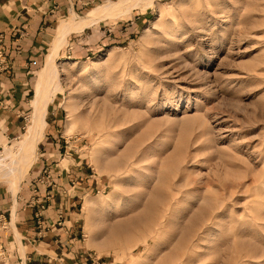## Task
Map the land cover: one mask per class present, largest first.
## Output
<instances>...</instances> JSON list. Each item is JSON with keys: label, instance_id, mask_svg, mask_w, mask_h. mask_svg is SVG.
<instances>
[{"label": "rangeland", "instance_id": "rangeland-1", "mask_svg": "<svg viewBox=\"0 0 264 264\" xmlns=\"http://www.w3.org/2000/svg\"><path fill=\"white\" fill-rule=\"evenodd\" d=\"M118 1L0 0L5 163L33 132L60 21ZM109 15L60 48L36 159L17 180L19 202L62 201L56 224L72 237L53 263L264 264V0H133Z\"/></svg>", "mask_w": 264, "mask_h": 264}, {"label": "crops", "instance_id": "crops-1", "mask_svg": "<svg viewBox=\"0 0 264 264\" xmlns=\"http://www.w3.org/2000/svg\"><path fill=\"white\" fill-rule=\"evenodd\" d=\"M26 33H30V31L27 30ZM23 41V45L26 47L25 43H28L29 36L24 37ZM8 94H10V91L4 89L0 96ZM18 190L17 188V191ZM40 194L42 196L38 197L37 200L34 197L32 198V194H30L26 200L19 202L17 195L15 196L12 191L11 200L0 199V216L9 217V223L11 224L8 230H0V241L5 247L4 251L8 254L9 264H54L53 262H55V260H53V258L59 256V248L62 249L61 241L67 242V239L72 237V233H68L67 230L62 231L61 229L64 227L56 224L57 222L64 223V216H60V213H58V216L55 215L56 208L62 206V201L53 199L50 203L47 202L49 203L47 204L46 201L50 197L46 196L47 200H45L43 199L45 192L41 191ZM52 210L54 213H52ZM60 212L62 211L60 210ZM13 223L16 225V228ZM49 227H52V230L46 231V228ZM11 242L14 243L18 251V262L13 261L14 256L10 246ZM6 263V261L3 262V264ZM56 263L58 262L56 261ZM60 264H64V262Z\"/></svg>", "mask_w": 264, "mask_h": 264}, {"label": "bare ground", "instance_id": "bare-ground-1", "mask_svg": "<svg viewBox=\"0 0 264 264\" xmlns=\"http://www.w3.org/2000/svg\"><path fill=\"white\" fill-rule=\"evenodd\" d=\"M131 1L133 0H120L118 2L101 4L100 6L93 8L86 15H82L72 8L71 15L60 21L52 49L47 54L45 65L36 83V93L33 98V132L23 143L21 151H19L20 153H17L9 163H5V160L9 157V154L5 151H8L9 148H6L4 154L0 155V181L9 180L14 195L18 188V178L22 177L29 171L36 159L37 141L45 126V114L47 113L50 91L53 82H55L58 75L57 69L54 66V60L56 59L60 48L65 43L68 34L73 30L82 29L96 22L101 17L110 16L109 14L111 13L120 12L125 3L129 4Z\"/></svg>", "mask_w": 264, "mask_h": 264}]
</instances>
